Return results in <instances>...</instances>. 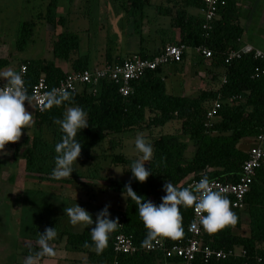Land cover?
Here are the masks:
<instances>
[{
	"label": "trees",
	"instance_id": "16d2710c",
	"mask_svg": "<svg viewBox=\"0 0 264 264\" xmlns=\"http://www.w3.org/2000/svg\"><path fill=\"white\" fill-rule=\"evenodd\" d=\"M110 1L118 9L125 11L127 17L138 15L139 23L144 17V7L154 5L157 11L161 10L160 12L170 16V28H178L180 34L178 41H165L164 46L183 44L191 49L206 47L211 51V56L208 57L211 60L210 65L222 69L220 72L222 78L214 87L193 96L167 91L162 68L164 65L147 70L133 79L130 82L132 92L128 96H122L118 92L117 84L103 78L96 85L95 92L89 86H80L74 92H70V101L63 102L60 106H53L50 109L43 107L38 110L33 105L31 126L22 129L20 139L9 145L13 149L14 160L18 161L26 172L36 176L40 181L55 180L50 174L55 163L54 147L60 142L61 132L60 126L54 121L63 118L68 106L81 107L88 114V127L78 132L75 137L81 144V152L77 159L84 164L94 156L108 157L112 163L122 165L129 179H108L106 189L123 194L125 200L123 206L109 210V218H117L119 225L109 235L107 246L100 254L91 247L90 232L87 228L78 233L64 230L59 232V235L64 236L70 248L84 251L87 261L92 263L156 264L157 260L172 261L158 251L139 250L134 254L113 252L112 241L117 233L131 235L133 242L138 246L142 245L141 242L145 238L146 230L139 218L136 202L125 186H130L136 195L141 197L142 202L151 200L159 204L160 198L165 195L162 187L166 182L172 183L178 189L185 188L184 182L190 175L195 178L207 176L209 180L223 183H236L241 174L242 163L248 155V150L241 148L239 143L242 138H255L262 131L264 61L248 53L231 59L228 63L224 62L230 50L241 46L239 38L242 27L238 24L240 9L237 0H224V3L217 7L210 27L206 29L203 28L202 15L187 11L189 7L200 9L203 6L201 0H168L172 4L170 6H157L151 0ZM57 5L58 0H51L44 13L46 22L54 31L58 25L65 22L63 15L56 16ZM32 25V21L22 23L21 37L15 45L17 49H23L27 44ZM50 41L53 56L70 60L72 71L97 67L89 66L88 54L71 57V53L78 51L79 47L77 32L59 31ZM186 53L187 50L182 53L180 62L168 64L182 65ZM154 54L148 55L142 50L137 52V55L143 58ZM126 57L112 60L107 56L106 62L98 67L122 62ZM9 62V57H0V70ZM19 62L25 64L27 68L25 74L27 90L40 75H44L48 85L52 86L67 73L55 66L52 61L42 58L22 59ZM215 100L220 102V108L214 116L215 119L208 123L206 111ZM175 121L177 126L173 133L161 131L167 123ZM150 128H160V132L149 141L153 146V155L151 160L145 163V168L150 169L151 173L145 182L140 183L130 179V165L135 159L114 151L119 139L112 137V140L110 137L112 134L123 136L128 132L134 133ZM188 140L193 146L189 158L186 155ZM106 141L110 143L109 149L107 148L101 155L94 153L95 146ZM1 165L0 160V168ZM226 196L230 200L231 210L237 217L236 222L214 233H208L202 227V239L215 249L228 251L240 248L244 254L228 255L213 261L212 264H264V160L256 171L241 207H232V196ZM180 212L183 235L177 239L165 238L166 243H173L186 237L191 209L181 208ZM89 213L95 220L96 213ZM242 214L246 215V232L242 231L241 227ZM53 222L55 223L56 219ZM86 241L90 247L84 246Z\"/></svg>",
	"mask_w": 264,
	"mask_h": 264
},
{
	"label": "rangeland",
	"instance_id": "374dc122",
	"mask_svg": "<svg viewBox=\"0 0 264 264\" xmlns=\"http://www.w3.org/2000/svg\"><path fill=\"white\" fill-rule=\"evenodd\" d=\"M50 1L0 0V51L2 50L11 55L9 62L11 66L6 67V69H11L22 59L49 58L51 54L47 52V41H50L51 37L54 38L56 32L63 30L77 32L79 38L78 51L90 55V67L95 65V58L99 54V49L103 48L98 29L100 30L101 24H106L107 26L105 25L104 30H107L108 22L106 23V20L105 23H102V20L110 17V20L113 21V9H111V12L106 9V0H58L56 16L63 15L65 22L63 25H58L57 30L54 31L44 17ZM152 2L159 3L160 0H152ZM150 7L152 5L145 6L144 11L148 13L151 10ZM120 16H122L120 23L122 20L126 23L128 22V25H133L132 28L139 23L138 15L135 17L128 15L127 17V13L123 12ZM27 21L33 22L32 30L29 33V37H27L28 42L23 49H17L15 45L21 37V25ZM195 60L197 61V54L194 50L189 49L184 66L187 64L190 71L183 68V65L181 66L180 64L172 63L163 66V72L167 79L166 83L172 82L167 87L169 92L181 94L179 82L173 87V80L177 81L179 79V72L185 71L192 74L194 70L203 71V64L196 63ZM176 70H179V72H176ZM218 82L219 78H216L214 83L217 84ZM25 107L32 114V104L29 107L26 103ZM169 123L161 131L173 133L177 123L176 121ZM159 132L160 128H150L134 133L128 132L123 136L112 134L110 138L119 139L114 151L122 152L127 157L136 159V153L133 150L136 136L142 135L149 142ZM109 144L107 141L100 143L95 146L94 153L101 155L107 150ZM4 153H0L2 162L0 170V264H25V260L29 256L33 258V264H66L64 260L56 259L64 258L65 255L79 259L82 256L80 253L69 251L68 248V251L65 250L64 238L60 241L49 242L51 246H55V248H52L53 255L46 254L47 256L44 257L40 246H35L34 244L32 246L22 244L21 248H18L19 254L14 255V246L19 245L16 242L19 237L17 236L18 238L14 239V234L18 232V229H21L28 234V237L34 238V243L38 244L39 235L44 232L45 228H55L56 236L54 238L58 239L61 231L83 230L72 226L68 221V217L62 215L64 208L73 207L77 203L88 212L98 213L105 205H109L108 210H110L121 207L124 203L125 196L121 193L107 190L106 185L109 178L127 180L129 175L124 172L121 164L112 163L108 157L94 156L84 164H81L80 160L77 159L71 176L59 180L55 179L51 181V185L46 187L47 184L40 186L37 183H33L34 177L26 172L21 164L17 166L18 161L14 160L13 149L9 144L5 145ZM191 154L189 151L186 153L187 156ZM17 160L19 159L17 158ZM3 172H7V174L13 172V181L10 180L12 176L8 180H3L5 176L2 174ZM76 175L84 176L82 177L83 180H81L82 184L78 182L81 178L75 177ZM14 181L28 183L30 189L16 191L11 187V183ZM2 195L3 198H6L4 202L1 199ZM13 201L16 202L15 206H13ZM38 216H40V219H38ZM51 218H55L56 222H51ZM243 228L245 230L246 226L244 225ZM60 238L62 237L60 236ZM28 246L31 250H34L32 255L25 253Z\"/></svg>",
	"mask_w": 264,
	"mask_h": 264
},
{
	"label": "clouds",
	"instance_id": "9594fccd",
	"mask_svg": "<svg viewBox=\"0 0 264 264\" xmlns=\"http://www.w3.org/2000/svg\"><path fill=\"white\" fill-rule=\"evenodd\" d=\"M0 153H4L5 145L18 141L22 129L32 124L31 112L26 110L25 104L31 107L33 97L27 93L25 82L20 73L8 70L0 72ZM67 90L52 89L45 93L44 109L60 106L70 101ZM88 114L79 106L68 107L62 119L54 121L61 132L60 142L54 147V167L51 176L62 179L71 176L74 164L81 152V144L75 139L78 132L88 127ZM133 150L136 159L131 162V177L143 183L149 177L151 170L145 168V163L153 155V146L142 135L134 140ZM6 154V153H4ZM129 195L135 200L139 218L146 230L145 238L141 242L143 247H152L158 238L177 239L183 235L181 208H194L199 216V223L208 233H214L227 225L236 222V215L230 208V200L221 190H213L207 176H203L192 188L178 189L172 183L166 182L162 191L165 193L159 204L151 200H143L137 196L130 186L126 185ZM109 205L96 214L95 220L88 211L77 203L73 207L64 209L65 215L72 226L89 229L91 247L100 254L107 246L109 235L119 225L117 218H109ZM94 225V226H93ZM56 236L55 228H45L39 235L38 244L42 254L53 255L49 241ZM85 247H90L85 242ZM25 264H33V258L27 257Z\"/></svg>",
	"mask_w": 264,
	"mask_h": 264
},
{
	"label": "built area",
	"instance_id": "2783aa9c",
	"mask_svg": "<svg viewBox=\"0 0 264 264\" xmlns=\"http://www.w3.org/2000/svg\"><path fill=\"white\" fill-rule=\"evenodd\" d=\"M203 6L200 8L204 19L203 28H209L210 22L215 17L217 7L224 3V0H201ZM183 44H166L151 57H141L137 54L127 56L122 62L106 64L103 67L93 69H82L67 72L57 82L48 85L44 75H40L35 83L32 84L27 93L33 97L32 103L38 109L43 108L45 93L52 89L67 90L74 92L80 86H89L95 92L96 85L103 78H107L118 85V92L122 96H128L131 92L130 82L138 78L147 70H153L158 66L166 65L171 62H180L182 53L187 50ZM198 53L208 58L211 51L206 47L195 48ZM251 53L254 58L264 61V53L251 45H241L238 49L230 50L224 59L228 63L231 59L239 58L243 54ZM26 65L20 64L17 73L22 75L25 82ZM257 71V69H255ZM2 85V84H0ZM220 102L215 100L211 107L206 111L207 122L211 120ZM261 133L255 137L256 143L248 149V155L242 163L240 177L236 183H223L218 180H209L213 190H221L225 195L232 196V207L242 206L243 198L250 188V184L256 175L257 169L264 160V117L262 121ZM202 177H189L185 180V187L192 188ZM161 200L159 201V203ZM191 209V220L186 227L185 239H178L173 243H166L165 238H158L153 241L152 247H143L133 242L131 235L117 233L112 241V249L115 254H134L139 250L158 251L165 258L171 259L174 264H212L213 261L225 258L232 254H244L240 248L224 251L215 249L202 239V226L199 223V216L194 208ZM116 263V262H115Z\"/></svg>",
	"mask_w": 264,
	"mask_h": 264
},
{
	"label": "crops",
	"instance_id": "0c3cea01",
	"mask_svg": "<svg viewBox=\"0 0 264 264\" xmlns=\"http://www.w3.org/2000/svg\"><path fill=\"white\" fill-rule=\"evenodd\" d=\"M152 1V0H151ZM155 5H164V6H170L172 5L168 0H160L159 3L152 2ZM106 9L111 12L113 9L114 12L112 14L114 15L113 21L110 20V17L108 19L104 18L102 20V23L108 24L107 30L105 29L106 24H101L100 30L98 29L101 37V42L103 43V48L101 47L99 49V54L97 58H95V65L93 67H98L103 65L106 62L107 56H109L112 60L113 59H120L126 56H131L134 54H137L140 50L145 52L148 55H151L153 53H156L162 46H164L165 41H178L179 39V30L178 28L171 27L170 28V16H167L160 12L161 10L157 11L155 7H150L151 10L148 11V13H144V17L142 21L135 27L132 28L133 25H128V22L126 23L125 21H121L122 16H120L121 13L125 12L122 10H118L117 6L111 3L110 0H106L105 3ZM237 6L240 9V15L238 18V24L242 27V33L239 38V42L241 45H251L256 49H259L264 53V0H237ZM116 8V9H115ZM187 11L192 13V14H197L201 16L200 9H194V8H187ZM113 23V24H112ZM107 26V25H106ZM104 30V31H103ZM51 41H47V52L48 54H51L49 58H43L46 60H50L54 63L55 66H58L64 73L72 71L71 67V61L70 60H65L61 58H56L53 56L52 51H51ZM191 48L187 49V53L185 55L183 62V68L188 70V65L186 63V57L188 54V50ZM79 50V47H78ZM192 50L195 51L197 54V61L195 60L196 63L203 64L204 69L203 71H197L194 70L192 74L190 72H179V70H176V72H179V79L177 81L173 80V87L177 84V82L180 83V91L181 94L187 95V96H193L197 95L199 92L202 90H207L209 88H212L215 86L214 80L217 78L221 79L222 74L220 73L222 69L220 68H214L211 64V60L204 57L200 53L196 51L195 48H192ZM79 54H85V53H80L79 51H73L71 53V57L75 58ZM87 54V53H86ZM89 55V54H88ZM90 56V55H89ZM0 57H11L10 54L5 53L4 51H0ZM20 62H18L17 65H14L11 67V69H6V67H9L11 65H7L6 67L2 68L0 72L3 71H14L17 72L19 68ZM194 65V64H193ZM196 68V66L194 65ZM163 68V67H162ZM190 71V70H188ZM163 75L165 77V82H167L165 73L163 72ZM216 77V78H215ZM3 82L0 81V84ZM169 83H172L171 81ZM168 83V84H169ZM168 84L166 83V86L168 87ZM172 87V89H173ZM171 89V90H172ZM189 89V91H188ZM168 91V88H167ZM169 92V91H168ZM33 115V103H32V114ZM215 118L213 117L211 120H209L208 123H211ZM256 143L255 138L252 137H245L242 138L240 141L239 146L243 149L248 150L251 146H253ZM187 151L191 152L193 151V146L192 142L188 140V146H187ZM187 153V152H186ZM191 156V155H190ZM190 156H187L188 158ZM19 163L17 164V166ZM21 166V165H20ZM2 168V165H1ZM0 168V170H1ZM1 172V171H0ZM3 180H8L10 176L12 180L14 177V173L10 172L7 174V172H3ZM34 177L33 183H37L40 186L42 184H47L46 187L51 185V181H40L36 176L32 175ZM192 175L188 176L186 179L191 177ZM80 179V177H79ZM83 180L82 178L78 181L79 183ZM13 181V180H12ZM12 189L16 191H22V190H29L30 188L28 187V183H23V181H14L11 183ZM6 186V185H5ZM4 186V187H5ZM26 195V194H25ZM28 195V192H27ZM16 196V195H15ZM2 201L4 202L6 198H3V195L1 197ZM15 200V199H14ZM21 201V198H20ZM19 202V201H18ZM16 202L13 201V206H15ZM124 205V203H123ZM122 205V206H123ZM10 208V207H9ZM65 209V208H64ZM96 213V212H92ZM97 214V213H96ZM62 215L65 216L64 210L62 212ZM61 215V216H62ZM243 216L241 217V223L243 227L246 225V215L242 214ZM38 219H40V216H38ZM55 218H51V222H53ZM244 228L242 229V231ZM83 231V230H81ZM81 231H73V232H81ZM245 232L247 229L244 230ZM19 238H18V237ZM16 241L19 245H15L13 249L14 255L19 254L18 248H21L20 246L23 245H29L32 246L33 244L35 246H38L39 244L34 243V238L28 237V234L26 232H23V230L18 229V232L14 234V239H17ZM62 238H58L57 240H62ZM56 239L53 238L49 242H56ZM48 242V243H49ZM66 244V242H64ZM25 250V253H29L30 255L33 254L34 250H31L30 247ZM51 248H55V246H51ZM66 244V251H73V252H78L82 256L78 258H70L69 256L65 255L64 258H56V259H61L64 260L66 264H105V263H92L87 261V256L86 253L82 250L79 249H74L70 248ZM68 248V250H67ZM43 256H47L46 254H43ZM77 257V256H76ZM156 264H174L172 261H163V260H157Z\"/></svg>",
	"mask_w": 264,
	"mask_h": 264
}]
</instances>
